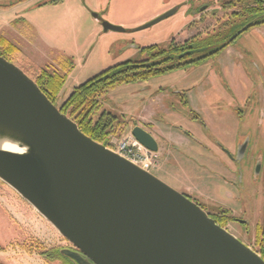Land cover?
I'll return each instance as SVG.
<instances>
[{
    "label": "rangeland",
    "instance_id": "rangeland-1",
    "mask_svg": "<svg viewBox=\"0 0 264 264\" xmlns=\"http://www.w3.org/2000/svg\"><path fill=\"white\" fill-rule=\"evenodd\" d=\"M16 1L0 0V54L34 81L43 75L42 71L51 75L56 73L63 75L65 68L69 70L64 85L55 96L54 105L57 107L61 106L75 87L97 72L129 54L137 58L139 54L135 46L165 42L182 22V27H185L187 25L185 21L189 18L187 16L178 21L177 13L150 27L138 30L136 28L141 24L126 26L135 27V30L130 33L112 31L111 36L102 38L101 34L104 32L101 21H108L107 18L112 17L134 22L152 12L157 7L156 4L162 5L165 0H133L131 7L130 4L118 6L117 0H60L55 4L47 3L36 7L31 6L44 0H22L11 6ZM190 1L194 8H200L202 0ZM207 3L211 8L209 7L204 20L193 21L188 33L196 31L212 33L219 28L222 29L227 22L232 10H224L215 2ZM212 12L215 14H211ZM94 13L100 18L97 23L93 21ZM261 31L264 32V29ZM182 35L185 36L184 33ZM182 35L177 33L174 37L177 39ZM247 35L249 33L246 35L244 33L233 42L234 46L243 44L250 49L251 58L247 63L243 62L247 74L252 79L247 92L232 93L225 87L228 82L217 80L215 74L218 73L219 63L215 57L200 67L175 70L154 77L142 86L138 84L117 86L109 91L103 103L107 107L119 108L125 105L133 108L127 109L126 113L129 114L124 115L126 122H121L112 129L111 135L118 138L131 128V124L142 121L141 118L130 121L127 117L140 116L137 108L148 100L151 87L163 86L171 93L190 89L187 106L176 104L178 98L175 96L168 99L169 102H175L176 110L181 112L179 115L162 111L156 117L166 133L181 135L187 142L183 143L174 137L173 140L171 137V141L178 148V150L168 148V152L172 150V153L177 155L173 167L167 172L162 167H156L152 169V173L197 203L207 201L208 205L220 203L235 210L239 217L251 225L253 222L262 221L264 217V164L259 177L254 180L258 171V158L260 154L264 157V138L259 123L264 113V90L261 87L264 84V76L261 78L264 74V48L259 45L260 42L255 39V35ZM7 39L14 41L19 49L9 48ZM258 75L262 82L260 80L257 82ZM103 97L104 95L101 98ZM102 106L100 100L91 114L94 119L99 116ZM190 109L196 110L205 120L206 128L197 119L190 118ZM174 125H177L178 129L173 127ZM180 126L191 131L198 141L184 135L179 130ZM234 133L244 135V142L249 140V145L245 156L239 162L231 163L239 170L236 187L233 188L218 182L209 169H216L222 175L227 174L224 169L227 170L225 164L229 160L217 151L215 146L230 145L235 141ZM117 138L111 139L115 141ZM200 141L204 142L208 149L202 148L199 145ZM227 176L230 177L229 173ZM219 185L222 187L224 185L223 188L227 189L223 195H219ZM241 227L235 223L227 226L240 241L252 244L249 236H246V230ZM68 243L31 204L0 180L2 264H61L58 261L44 259L42 253H49L50 250L64 247ZM49 254L52 255L51 252Z\"/></svg>",
    "mask_w": 264,
    "mask_h": 264
},
{
    "label": "water",
    "instance_id": "water-1",
    "mask_svg": "<svg viewBox=\"0 0 264 264\" xmlns=\"http://www.w3.org/2000/svg\"><path fill=\"white\" fill-rule=\"evenodd\" d=\"M176 11L174 6L137 29ZM102 27L125 30L108 21ZM131 132L157 150L149 132L139 126ZM0 135L18 139L15 146L23 149L0 150V180L72 244L74 249L61 253L75 264H264L259 253L189 196L84 134L31 77L2 56Z\"/></svg>",
    "mask_w": 264,
    "mask_h": 264
},
{
    "label": "flooded vegetation",
    "instance_id": "flooded-vegetation-1",
    "mask_svg": "<svg viewBox=\"0 0 264 264\" xmlns=\"http://www.w3.org/2000/svg\"><path fill=\"white\" fill-rule=\"evenodd\" d=\"M21 1L22 0H17L11 6ZM58 1L60 0H44L42 2L32 5V7H36L37 5H43V4L45 5L47 3L55 4ZM207 2H215L219 5L220 8L222 9L224 8V10H232L230 12V15H229L230 17L228 18L227 22L224 23L222 29L219 28L217 31H213L212 33H208V32L202 33L200 31H196L195 33H191V34L188 33L190 31L189 29H191L190 24H192L193 21L199 22L201 20L202 21L204 20V17L207 15L206 13L208 12L209 7L211 8V6ZM174 6H177V11L173 15L179 13V16L177 18L178 21L180 19L182 20V18H186L187 16H189V18L186 19L185 21L187 23L185 27H182V23H183L182 22L179 28L175 31V33L171 34V36L163 43H153L149 45L135 46L139 54L137 58H133V56L129 54L123 59L117 61L116 63L111 64L110 66L97 72L96 74L104 70H108L114 66L122 67L125 64L134 65V66L148 64L152 66L155 70L165 68V72L152 75L145 80L117 85V86H122V85H128V84H138L142 86L146 83H149V81L154 77L172 73L175 70L187 69L190 67H200L201 64L216 57V62L219 63V69H217L218 73L215 74V77H217V80L219 82H228V85L227 86L225 85V87L231 90L232 93L245 92V91L247 92V90L250 88V85L252 83V79H251V76L247 74L244 68V63H247L248 59L251 58V55L249 53L250 49H249V46L246 47L243 44H236L237 46H234L233 42L240 35L244 33L246 35L249 33V35L247 36H250L251 34L255 35V39L257 38V40L260 42L259 45H261L264 48V34H263L264 32L261 31V29L262 30L264 29V0H202V2L200 3V8H197V9L193 7V3H191L190 0H183L179 2L178 4L176 3L170 6L165 11L171 9ZM163 12H161L160 14H162ZM211 14L214 15L215 12H212ZM93 17L98 22L100 21L98 14H96V16H94L93 14ZM249 22H252L251 26H249L247 29H245L240 34H238L231 42L225 44V42L233 34H235L240 28H242L244 25H246ZM101 26H102V21H101ZM102 30H103V27H102ZM134 30H135V27L134 28L125 27V30L123 32L130 33V32H133ZM108 32H112V31H104V33H108ZM177 33L178 34L180 33L181 35L184 33L185 36L182 35L180 38L176 39L174 36ZM8 42H9L7 45L8 47H14L16 49H19V47L14 43V41L8 40ZM0 56L2 55L0 54ZM223 56H225V58H223ZM222 60H226V62L228 61V64L231 63L232 68L228 69L226 67L228 65H221ZM62 74L65 76V80H64V83H65L68 77V74H69V70L65 68ZM263 76L264 74L261 76V78ZM258 78H257V82L259 80L261 82L263 81L262 80L263 78L261 79L260 75H258ZM263 85H261V87H263V90H264ZM150 87L151 86H149V88ZM109 91L104 95L103 98L100 99L103 106L99 110L100 112L99 116L94 119L93 115H91V119H92V122L98 121L100 118L103 120H107L109 118V115H113L114 118L108 122L111 123V128L115 129L116 126L121 124V122L122 123L126 122L124 121L125 120L124 115L129 114V113H126L127 109L133 110V108L127 107L125 105L120 106L119 108L118 107L115 108L114 106L107 107L106 105H104L103 102L106 98V95L109 93ZM189 92H190V89H182L180 91L171 93L170 91H166L163 88V86L151 87V90L148 95V100L146 102L144 101L143 104H141L137 108V113H139L140 116L136 117V116L130 115V117H127L130 119V121H133V120H136L135 118L139 119L142 116H144V114H146L147 112H150L149 122H146L143 120L140 123H137V122L134 123L133 126H139L143 128L144 130L149 132L153 136V138L156 140L157 145H158L157 150H159L162 155L159 164H161L162 160L165 157H168L170 155V152H168V148L172 147V144H170L169 140L161 133L162 130L165 131V128H162L159 121L156 120V117L162 111L167 112L168 114H171V115L172 114L179 115L180 111L176 110L177 106L175 105V102H171V101L169 102L168 99L170 100L172 96H175L178 98L177 99L178 102L176 104H179V106L180 105L187 106ZM157 95H159L160 101L157 104H151V101L153 102L154 97H156ZM138 96H142V95H138ZM259 97L261 99L260 91H259ZM117 114L119 115L117 116ZM189 114L191 116L190 118L197 119L204 126V128H206L205 120H203L200 117L199 113H197L196 110L190 109ZM259 123H260V126H262V135L264 138V113L262 114ZM133 126H131V129ZM173 127L177 128L178 126L174 125ZM179 128H180L179 130L184 135H186L187 137H189L190 139L194 141H198L194 138V134L191 131L186 130L185 128H182V126H180ZM151 129L152 130L157 129L156 136L153 133H151L150 131ZM158 130H160L161 132L160 131L158 132ZM111 138H117V137L110 134L104 142L107 143ZM233 138H235L234 139L235 141L232 142L230 145L223 146L221 144H218L217 146H215V149L221 152L229 160V162L225 164L226 166L225 168L227 170L224 169V171H226L227 174L223 173L222 175V173L216 171V169H213V168L209 169V172H211L213 174L212 176H214L218 182H221V184H224L227 187L232 186L234 188L236 187L235 182L239 174V170L236 169L234 165H231V163L233 161L239 162V160L245 156L247 149H248L249 140L248 141L246 140V142H244L245 136L242 134L240 135L239 133H234ZM199 145L204 149L206 148L208 149V146L204 142L200 141ZM173 148L177 149V147H174V146ZM263 158L264 157L262 156V154H260V157L258 158V161H257L258 171L254 176L255 177L254 180H256L259 177V173L261 172V169L264 164ZM215 164L217 165L216 162ZM198 167L200 168V163L198 164ZM228 173L230 177L227 176ZM218 187H219V195L221 194L223 195V192L227 191V189L223 188L222 185H219ZM208 202L209 201H207V203ZM207 203L206 202L198 203V205H200V207L204 211H206L208 216L212 218L216 224L225 228L229 232H231L227 228L229 224L235 223V224L241 225L242 226L241 228L246 230V236L247 237L249 236L252 242V244H247V245L250 248H252L254 251H256L257 253L262 254L263 249H264V217L262 221H258L256 223L253 222L250 225L248 221H244L241 217H239L237 213L235 212V210L231 208H227L226 206L220 203L209 204V205ZM263 216H264V208H263ZM231 233L234 234L233 232ZM62 249H74V247L69 242L64 247H59L57 249L55 248V249L50 250L52 255L49 254L50 252L49 253L43 252L42 256L44 259H48L50 261H58L61 264H75L74 262H72L70 259H68L66 256H64L61 253Z\"/></svg>",
    "mask_w": 264,
    "mask_h": 264
},
{
    "label": "trees",
    "instance_id": "trees-1",
    "mask_svg": "<svg viewBox=\"0 0 264 264\" xmlns=\"http://www.w3.org/2000/svg\"><path fill=\"white\" fill-rule=\"evenodd\" d=\"M161 72H165V68L155 70L148 64L114 66L94 75L75 87L59 109L61 113L68 115L84 134L102 143L112 133L113 128H111V123L108 121H111L114 116L109 115L107 120L100 118L98 121L92 122L91 114L100 103L101 97L117 85L145 80ZM42 73L43 75L35 80L36 84L48 99L54 103L55 96L64 83L65 76L59 74L51 75L46 71H42ZM260 255L264 259V249ZM0 264L2 263L0 262Z\"/></svg>",
    "mask_w": 264,
    "mask_h": 264
},
{
    "label": "crops",
    "instance_id": "crops-1",
    "mask_svg": "<svg viewBox=\"0 0 264 264\" xmlns=\"http://www.w3.org/2000/svg\"><path fill=\"white\" fill-rule=\"evenodd\" d=\"M132 1L133 0H117V2H116V5H118V6H121L122 4L124 5V4H130L129 6L131 7V4H132ZM181 1H183V0H173V2H169V0H165V2H163V4L161 5L160 3L157 5H155V6H157V7H155L154 9H153V11L152 12H150L149 14H147V15H145V16H143L142 18H140V19H138V20H136V21H134V22H126V21H123V20H121L120 18H112V17H110V18H107V20L110 22V23H114V24H116V25H122L123 27H126V26H132V25H139V24H143V22H146V21H148L149 19H152L153 17H155V16H157L158 14H160L161 12H163V11H165L166 9H168L170 6H172V5H174V4H178L179 2H181ZM32 7V6H31ZM93 21L94 22H98L97 20H95V19H93ZM98 31V30H97ZM104 32V31H103ZM113 33H111V32H108V33H103V34H101V37L102 38H106V37H109V36H111ZM229 51V50H228ZM221 65H228V66H226L228 69L229 68H232L231 66H232V64L231 63H229L228 64V61L226 62V60H222L221 61ZM189 94H190V92H189ZM160 101V97H159V95H157L156 97H154V99H153V102L151 101V104H157L158 102ZM150 106V105H149ZM148 106V107H149ZM141 119H142V121L144 120V121H146V122H149V120H150V112H147L146 114H144V116H142L141 117ZM136 121H137V119H136ZM137 123H140V122H137ZM130 126H133V124H131ZM151 131V133H153L155 136H156V131H157V129L156 130H150ZM160 130H158V132H159ZM161 132V131H160ZM168 140H169V142H170V144H172V147L174 146V147H176L177 145H175L172 141H171V137H172V139L173 140H175V139H177V140H179V141H182L183 143L186 141L187 142V139H185L183 136H181V135H177V134H174V133H166V131H164V130H162V132H161ZM175 139H174V138ZM177 150H178V148H177ZM177 159V155L176 154H174V153H172V150L170 151V155L168 156V157H165L163 160H162V162H161V164H159V166L158 167H162L163 168V170L165 171V172H167V171H169L172 167H173V161H175Z\"/></svg>",
    "mask_w": 264,
    "mask_h": 264
},
{
    "label": "built area",
    "instance_id": "built-area-1",
    "mask_svg": "<svg viewBox=\"0 0 264 264\" xmlns=\"http://www.w3.org/2000/svg\"><path fill=\"white\" fill-rule=\"evenodd\" d=\"M106 145L120 156L150 172L158 167L162 157L159 150L153 151L141 144L133 136L131 128L122 133L115 141L110 139Z\"/></svg>",
    "mask_w": 264,
    "mask_h": 264
},
{
    "label": "clouds",
    "instance_id": "clouds-1",
    "mask_svg": "<svg viewBox=\"0 0 264 264\" xmlns=\"http://www.w3.org/2000/svg\"><path fill=\"white\" fill-rule=\"evenodd\" d=\"M21 144V141L8 135H0V150L4 151H19L15 145Z\"/></svg>",
    "mask_w": 264,
    "mask_h": 264
},
{
    "label": "bare ground",
    "instance_id": "bare-ground-1",
    "mask_svg": "<svg viewBox=\"0 0 264 264\" xmlns=\"http://www.w3.org/2000/svg\"><path fill=\"white\" fill-rule=\"evenodd\" d=\"M15 148H17L16 146H14ZM23 151V149H20L19 151H16V152H22Z\"/></svg>",
    "mask_w": 264,
    "mask_h": 264
}]
</instances>
